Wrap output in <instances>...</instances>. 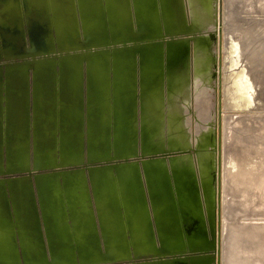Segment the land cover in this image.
Segmentation results:
<instances>
[{
    "label": "bare ground",
    "instance_id": "bare-ground-1",
    "mask_svg": "<svg viewBox=\"0 0 264 264\" xmlns=\"http://www.w3.org/2000/svg\"><path fill=\"white\" fill-rule=\"evenodd\" d=\"M78 1L85 36L91 35L92 33L94 35L100 33L101 35V33L107 32L108 30L118 31L120 33L129 32L128 29L131 24V18L127 0ZM224 1L228 4V7L232 9L233 15L238 16L240 19H243L241 17L251 11L258 13L264 12V0ZM188 2L191 8L192 22V27H189V30H199L210 25L214 21L213 0H188ZM132 3L137 24L140 28L147 30L148 35L159 33L161 21L163 22L165 31L167 33H172L174 27L185 19L182 0H132ZM21 4L26 11L27 17L33 20V26L37 27V32L32 34V38L36 40L34 44L38 52L44 51L49 47L48 44L50 43V39L48 37V30L50 28L47 26V23H51L55 26V41L59 45L70 46L78 40L75 18L72 16V13H69V9H67L66 6L63 7L61 0H0V56L6 59L13 57V55L19 53L17 50L21 48V44L24 41L21 23L22 20L24 22L25 20L21 13ZM258 23H253L255 26L253 24L251 25V27H254L252 33H248L251 37V39L248 37V40L250 39L249 41L246 40L248 42L243 41L241 43V39L244 38H241L240 35L245 32L244 29L239 33L237 32L239 37H234L231 34L232 31L234 32L235 29H238L236 27L226 31L228 46L225 47L227 48L225 56H227L226 54H231L230 59L232 65L241 58V53L243 52L242 66L246 69L244 70L245 74L249 77L247 81L254 80L256 83H251L254 87L249 86L245 80H242L240 85L237 84V90H242L245 96H240L234 92V99L237 100L242 98V101L238 102H241L243 106L249 104L251 101L247 90L250 87L255 89L256 86H259L264 81V22ZM249 31L251 32V30ZM249 31H246L245 34ZM209 40L208 37H201L196 40L194 44L196 49V75L197 79H200L203 83L207 82L209 79L207 78L208 69L210 67V55L208 52ZM136 48L137 49H131L118 55L117 58H114L110 62L104 60L102 64L93 62L86 66L87 105L90 102H97V105L91 107L86 115V120L88 122L87 151L89 159H101V157L109 151H112L115 156L120 157L119 155L123 151L130 154L137 149L140 150L144 156H149L151 151L158 150L161 147L163 141V119L166 116V125L168 126V119L171 120L174 114L171 109L167 107L166 109L164 108L161 82L158 81L160 75H163V79L166 81V89L169 95H171V90H174L173 86L175 85L176 90L180 89V91H177V94H181L182 99L187 95L185 92V74L188 65V42L186 40L176 43L169 42L166 45V50L162 48L159 42H153ZM137 54L140 58V71L138 75L140 78V85L142 86L140 94L141 117L139 123L134 121L136 97L132 90ZM26 67V64L18 63L7 65L3 72L0 69V80L5 78L7 81L15 79L24 81L21 83L22 86L20 83L16 85L18 83L14 82L0 83L2 84L0 88L4 87L9 89V91L12 92L7 93L10 94L24 95L25 99L23 100L26 104V143L22 144L20 150L9 149L5 150V153L4 150H0V176L20 173L25 164L29 161V154L27 155V135L30 132H28V125L30 126L31 108L30 99L27 102V96H30L28 94L30 89L28 83L29 73ZM28 68L32 69L33 67L30 66ZM80 68H82L81 63L76 58L67 56H63V58H60L58 61L38 60L33 68L30 87L32 91V143L33 163L37 169L50 165L56 158L58 159V163L71 164L84 152L81 141L84 131L81 126V92L83 94V86H81ZM108 71L111 73L110 79L108 78ZM202 71L204 72L203 74H201ZM241 73L243 72L241 71ZM56 76H58V78ZM39 80L57 81V96L55 95L54 97L52 92L47 93L44 91L42 94H51V97H48V99L44 97L43 102H40L39 90H49V87L45 85L46 83L40 85L41 83L38 82ZM148 80H151L153 83L152 87H144V85L149 82ZM164 80L163 84L165 82ZM24 88L25 92H20V90ZM230 91L233 92L232 90ZM225 95L226 94H224V96ZM10 100L9 98L8 101ZM0 101L3 102L6 100L1 99ZM13 102L14 101H12V103ZM42 105L46 107L45 110L39 109ZM53 105L57 107L55 111L56 118H53L52 110H50L51 107L53 109ZM234 108L236 107L234 106ZM178 110L179 113H181L179 108ZM8 115L11 121L13 117L10 114ZM261 123L262 122H260V124ZM54 124L55 127L53 126ZM53 127L58 128L57 150L55 151V149L47 148L40 149L38 147V138H40L41 135V137L45 138V141H48L49 132ZM180 128H182L180 137L171 138L169 145L173 144L175 146L179 144L182 138V141L186 142L187 136L184 131L185 126L183 120L180 122ZM174 129L175 128H173V130ZM43 130L46 132H42ZM247 131L249 132V126L246 125L240 130V133L244 135ZM256 132H264V128H257ZM208 135L211 137L208 138ZM253 137H255V135ZM260 138L261 137H259L258 140ZM197 143L214 147L215 141L212 130L203 129V132L198 134ZM240 143L244 145L243 141ZM225 144L224 146H226ZM242 144L240 146H243ZM47 146H49L48 142ZM55 154L59 155V157L55 156ZM225 154L229 155V157L223 164L222 173L221 255L219 254V246H216L215 243L211 245L206 237L203 202L206 206L205 210L211 215L212 207L215 204V197L213 182L209 171L213 169L215 163L213 157L203 155L199 157L197 162V168L201 175L202 191L198 190L195 166L189 158H171L169 163L159 160H145L141 165H138L136 162H130L129 164H119L111 171L101 169L95 172L94 175L122 173L128 177H136L139 193H135L134 188H131L132 183H126L130 187L128 188V192L124 194L123 203L126 209L138 211V214L125 215L126 221L123 223L125 233L122 231L121 234L129 236L141 234L144 236L143 245H105V253L101 255L95 236L96 229L94 221L90 215L89 207L86 204L89 199L86 200L82 197L81 202L83 205L86 204V215L88 223L91 224L92 228L89 236L93 237V243L92 245L71 247L70 249L77 252V254L72 255L71 258L76 259H72L71 261H57L54 258L59 257V255H54L53 252L58 249L69 250V247H54L48 245L47 251L46 246L41 242L40 245L27 247L17 244L9 246L0 245V264H71L76 262L77 259L92 262L104 259L108 262H114L126 259L127 257H142L150 254L163 258L176 257L182 255L184 252L206 251L208 248H212L215 254L217 251L218 264L219 259L221 264H264V221L244 222L247 224L237 222L236 224L233 220L234 217H232L231 220L234 221V223L227 218V216H231L230 206L234 202H238V205L243 207L249 205L254 200L256 201L255 205H264V156L254 154V150L253 153H248L245 156H243L241 152L243 156L241 158L235 156L231 157L230 154ZM226 157L227 156H225V158ZM64 175L82 177L81 191L83 196L85 194V196L88 197L87 187L81 172L62 174V176ZM44 176L58 175L49 174L37 176L35 187L25 178L20 180L0 178V187L7 185L10 190L21 188L27 192L25 195L28 208L26 213L29 216H26V219L23 217V222L34 225V228H36L34 231L38 235L36 237L39 239L43 237V231L39 220L40 216L35 197V189L39 191V180ZM37 198H39L38 194ZM94 201L99 211L95 196ZM248 208L253 209V207L250 206ZM176 209L188 212L200 228L199 233L196 236L188 237L187 241H184L182 230L177 223ZM242 211L243 209L241 213ZM245 211H243V213H245ZM254 211L257 213V209ZM233 214L232 216H235V212ZM98 215L100 219L99 212ZM14 216L16 218V215ZM135 220H137V222ZM43 224L45 223L43 222ZM100 224L102 225L101 220ZM44 232L48 239V231ZM113 234H116V232L113 231ZM126 241L128 240L123 239V242ZM32 250L42 252L43 256L39 257L43 258V261L26 260L25 251ZM5 251L13 253L11 257L15 259L13 261L4 260L2 252ZM46 252L50 253L49 261L44 259L46 257ZM20 254L23 258L22 261L19 259ZM163 264L187 263L180 259H168ZM191 264H209V262L195 259Z\"/></svg>",
    "mask_w": 264,
    "mask_h": 264
},
{
    "label": "rangeland",
    "instance_id": "rangeland-1",
    "mask_svg": "<svg viewBox=\"0 0 264 264\" xmlns=\"http://www.w3.org/2000/svg\"><path fill=\"white\" fill-rule=\"evenodd\" d=\"M61 3L63 7L66 6V8L69 9V13H72V16L75 18V21H76L75 26L77 28V39L78 40L74 42L73 44H71L70 46L59 45L55 41L56 40L55 26L51 23L49 24L47 23V26L50 28L48 30V37L50 39V43L48 44L49 47L44 51L38 52L34 44L36 40L32 38V34L37 32L36 31L37 27L33 26L34 24L33 20L27 17L26 11L23 9L22 4H21V13L23 15V19L25 20V22L22 20V23H21L24 41L21 44V48L17 50L19 53H16L15 55H13V57L6 59L5 57L0 56V69L3 72V70H5V68L7 67V65L18 64V63L26 64L27 66L26 68L29 73L28 83H29V89H30V91L28 92L30 96H27V102L30 99V108H31L30 110V114H31L30 123L31 124L30 125H31V129L33 132L32 91L30 87H31V82H32L31 74L33 72V68L37 64V61L42 60V59H45L46 61L48 60L58 61L60 58H63V56L76 58L81 63L82 68L84 67L83 70L82 68H80L81 69L80 70L81 71V86H83V94L81 92V95H82L81 96V118H82L81 126L84 131V135L82 136L81 141H82V148L84 152L81 154V156L77 160H75L71 164L58 163V159L56 158L52 161V163H50V165L37 169L33 163V143H31V137H32V132H31V134L29 133L27 135V141H28V137L30 136L29 141H28L29 143L27 142V155L29 154L28 163L25 164V166L23 167V170L20 171V173L7 174L4 176H0V178L13 179V180H20V179L25 178V179H28L31 182V184L35 187L36 177L40 175L57 174L58 176L60 175L62 176V174H69L72 172H75V173L81 172L84 177L85 184L87 187V193H88V197H85V199L86 200L89 199V201H87L86 204L88 205L89 210H90V215L93 218L94 226L96 229L95 236L98 242V247L100 249L101 255H103L105 253V245L107 243V238L101 228L100 219L98 215V209L96 207V204L94 201V195H93L92 178L96 171H99L101 169H106L108 171H111L112 169L115 168V166L119 164H126V163L129 164L130 162H136L138 165H141L145 160H148V161L159 160V161H164V162L169 163V160L171 158H176V159L189 158L195 166L196 180H197L198 190L200 191L201 190V175L197 168V162L199 160V157L203 155L211 156L214 158V163H215L213 169L209 171L211 178H212L213 187H214L215 204L212 207L211 215H209L207 213V210H205L206 206H205V203L203 202V208H204L203 215H204V221H205L207 240L211 245L215 243L216 246L217 245L219 246V252H220L219 254L221 255V242H222L221 201H222V189H223L222 188L223 186L222 173H223V164L225 160H227L229 157V155H226L225 153L230 154L231 157L235 156V157L241 158L247 155L248 153H253V150H254V154L264 156V132H256L257 128H260V127L264 128V81L259 86H256L257 89L259 88L258 91L256 88H255L256 90L252 88L254 87V85L253 84L251 85V83L252 82L254 84L256 83L254 80L247 81L249 77L245 74L244 70L246 69H244L242 66L243 64L242 57L244 55L243 52L241 53V58L238 61H236L235 63L236 65L235 64H232L233 66L231 65V59H230L231 54L229 53V55L226 54L227 56H225V53L227 50V48L225 47L228 46L227 44L228 40H226V36H227L226 31L230 30L233 27H236L238 29H235L234 32L233 31L231 32V34L234 37H239L238 33L241 32L243 29L245 32L251 30V32L249 31L246 33V34L248 33L251 34L253 31V27L255 26L253 23H258V21L259 23H261L262 21L264 22V17H263L264 12L258 13V12L251 11L241 17L245 19L243 20V19H240L238 16L233 15L232 9L228 7V4H226L224 0H213L212 3H213V10H214V18H213L214 21L210 25L203 27L199 30H194V29L189 30L188 28L192 27L191 8L189 6L188 0H182L185 19L174 27L173 32L167 33L163 27V22L161 21L160 26H159V33L155 35H148V31L140 28L137 24L132 0H127V5L129 8L130 18H131V24L128 29L129 32L120 33L118 31L108 30L107 32L101 33V35L100 33L98 35H94L91 32L92 33L91 35L85 36L83 32L79 1L78 0H61ZM252 24L254 25L253 27H251ZM245 32L240 35L241 38H244V39H241V43L243 41L248 42L251 39L250 34L246 35ZM104 35L106 36L107 39L105 38ZM201 37H204V38L208 37L210 39L209 40L210 41L209 51H208L210 55L209 57L210 67L207 73L208 75L207 78L209 79L207 82H204V83L201 82L200 79H197V75H196L197 67L195 65L196 49H195L194 44H195V41ZM248 37L250 38L249 40H248ZM185 40L188 42V57H187L188 65H187L186 74H185V77H186L185 92L187 94L186 97L182 99V95L179 93L177 94V91H180V89L176 90L175 89L176 85L173 86L174 90L173 91L171 90V95H169L166 89V81L163 79L164 78L163 75H160L158 77V81L161 82V93L163 97L164 108L166 109L167 107L168 109H171L174 114L172 115L171 120L168 119V126L166 125V116L163 119V124H162V140L163 141H162L161 147L158 150L151 151L149 156H144L143 153H141V151L137 149L135 152L130 153V154H127L126 152L123 151L119 155L120 157L115 156L114 153H112V151H109L108 153L103 155L101 159H93V160L89 159L88 153H87L88 151H86L87 144H88L87 143L88 122L86 120L87 118L86 115L91 107H94L97 105V102L96 103L90 102L87 105L86 66L93 62L102 64L104 60H108L110 62L114 58H117L118 55L128 50L137 49L136 47L151 44L153 42H159L162 48L166 50V45L169 42L176 43V42L185 41ZM136 56L137 58L135 59V73H134L132 90H133V94L136 97V102H135L136 108H135L134 121L136 123H139L140 117H141L140 94L142 91L141 90L142 86L140 85V78L138 75L140 71V65H139L140 58L138 54ZM30 66H32L33 68L29 69L28 67ZM225 66L227 69L225 68ZM241 71L243 73H241ZM203 73L204 72L202 71L201 74ZM161 74H162V70H161ZM56 77L58 78V76ZM108 78L109 79L111 78V73L109 71H108ZM163 80L165 81L164 84H163ZM242 80H245L249 86H252L247 90L249 92V97L251 101L249 102V104H246L244 106L241 104V102H238V101H242L241 100L242 98L237 99V100L234 99V92L240 96L243 95L242 90L240 91L237 90L238 88L237 84L240 85ZM148 81L149 82L146 85L143 84L144 87L153 86L152 85L153 83L151 82V80H148ZM229 89L232 90L233 92H231ZM254 91H257L258 94L257 92H254ZM224 94L226 95L224 96ZM234 106L236 108H234ZM178 108L180 109L181 113H179ZM181 120H183L184 126H185L184 131L187 136L186 142H183L182 141L183 138H182L179 144L175 146L173 144L169 145L171 138H178V136L180 137L181 135V132H182V128H180ZM260 122H262L263 124L262 123L260 124ZM256 124H257V127H256ZM246 125L249 126V132L250 131L252 132L249 133L247 131V133L243 135L242 133H240V130L243 129V127ZM260 125H263V126H260ZM29 128L30 127L28 126V130L31 131V129ZM173 128L175 129L173 130ZM203 129L212 130L214 141H215L214 147L211 145L205 146L203 144L201 145L197 143L198 134L202 133ZM228 131L230 132V135L232 136L229 135ZM57 133H58V130L55 129V134ZM81 133H82V130H81ZM254 135L255 137L256 136L257 137L256 138L253 137ZM258 136L261 137L260 138L261 140L260 139L258 140L259 138ZM207 137L210 138L211 136L208 135ZM239 141L240 142L243 141L244 145L240 143ZM256 141L258 143H262L263 145L258 144ZM224 144L226 146H224ZM241 144L243 146H240ZM245 144L247 145L249 144V145L247 146ZM54 145H55V151H56L57 150L56 144ZM241 152L243 156L241 155ZM53 154H54V151H53ZM55 156L59 157V155L57 154H55ZM225 156L227 157L225 158ZM37 192H38L37 189H35V197H36L37 206H40V202L38 201V198H37ZM201 197H202V192H201ZM217 200H218V219L216 215ZM255 202L256 201L254 200L245 207L238 205V202H234L233 203L234 205L231 204L230 206L231 208L229 207L231 216H227L228 220L231 221L232 217H234L233 220L235 221L236 224L237 222L249 223L252 221H264V208H263L264 205L262 206L255 205ZM249 206L253 207V209L252 208L249 209L248 208ZM259 208L261 209V211ZM40 209L41 207H38L39 216L41 215ZM242 209L243 211H245L246 209L247 210L245 211V213H243V211L241 213ZM256 209H257L258 214L256 213V211H254ZM262 209H263V212H262ZM232 212L233 213L235 212V216H232L234 215ZM250 212L251 214L253 213L252 215H255V216H252ZM176 215H177V223L179 224L180 229L182 230L184 241H187L188 237L196 236L199 233L200 228L197 226L196 221L193 220V218L188 212L180 211L176 209ZM41 221L43 222L42 218H41ZM234 221H231V222L234 223ZM247 223H244V224H247ZM43 233H44V240L46 241L45 232ZM45 244H47V241L45 242ZM46 249H48L47 246H46ZM168 259L184 260L187 264H191L192 261L195 259H201V260L208 261L209 264H218L217 251L215 254V252L212 251V248H208L206 251L184 252L182 255H179L176 257L163 258L161 256H157V255L154 256L150 254V255L142 256V257H135V256H133L132 258L127 257L126 259H123L120 261H114V262H108L104 259H99L96 262L77 259L76 262L71 263V264H144V263H152V262L155 264H163ZM219 264H221L220 259H219Z\"/></svg>",
    "mask_w": 264,
    "mask_h": 264
},
{
    "label": "crops",
    "instance_id": "crops-1",
    "mask_svg": "<svg viewBox=\"0 0 264 264\" xmlns=\"http://www.w3.org/2000/svg\"><path fill=\"white\" fill-rule=\"evenodd\" d=\"M14 82L16 85L22 86V80H0V83ZM40 85L49 87L48 89H40L39 98L40 102H43V98L51 97L42 94V92H52L53 96L58 92V83L54 80H39ZM2 85V84H0ZM6 87V86H5ZM18 90V89H17ZM7 88H0V150H20L22 144L26 143V104L22 94H10ZM19 92V91H17ZM20 92H25V88ZM57 96V95H56ZM11 99L8 101V99ZM17 99V100H15ZM22 99V100H21ZM12 101H14L12 103ZM56 106L53 105L50 108L52 110L53 118L56 116ZM39 109L45 110V106H40ZM12 115L13 119H9V115ZM13 120V122H12ZM13 125V126H11ZM31 124V123H30ZM29 126V125H28ZM55 127V124L53 125ZM31 129V125L29 126ZM49 132V139L45 141L44 137L38 138V147L41 149H55L58 147V133L55 134L54 128ZM30 130H28L29 132ZM32 132V129L31 131ZM29 132V133H30ZM46 132V131H42ZM28 133V134H29ZM55 134V135H54ZM56 141V143H55ZM47 142L49 146H47ZM53 146H52V145ZM51 146V147H50ZM39 180V195L38 201L40 202L41 215L40 222L42 231H48L47 244H45L44 233L43 237L39 239L37 233L34 231L33 224H27L23 222V217L29 216L27 211V201L25 195L27 192L21 188L16 190H10L9 186L5 185L0 187V245L9 246L13 244L27 246H37L41 242L45 245H52L54 247L68 246L69 250H55L54 255L57 261H71L72 255H76L77 252L71 247L78 245H92L93 237L91 234V224L88 223L86 204L83 205L81 198H85V194L81 191V178L80 176L64 175V176H44ZM132 183L131 188H134L135 193H139V187L136 177L126 176L122 173L112 174H100L94 175L92 178L93 195L96 198L97 206L99 208L100 220L102 222L101 228L106 235V245H143L144 236L141 234H135L129 236L121 234L125 233L124 224L126 221L125 215L134 214L137 215L138 211H131L125 208L123 203L124 194L128 192V186L126 183ZM16 215V218L15 216ZM41 218L45 224L41 221ZM137 222V220H135ZM115 223V224H114ZM113 231L116 234H113ZM46 237V235H45ZM123 239L128 241L123 242ZM132 240V241H129ZM48 251V249H47ZM13 253L5 251L2 252L4 260L13 261L15 258L11 257ZM26 260L31 261H43L42 252L35 250L25 251ZM19 259L22 261L21 254ZM45 258L50 260V253H45ZM68 256V257H61ZM70 256V257H69Z\"/></svg>",
    "mask_w": 264,
    "mask_h": 264
},
{
    "label": "water",
    "instance_id": "water-1",
    "mask_svg": "<svg viewBox=\"0 0 264 264\" xmlns=\"http://www.w3.org/2000/svg\"><path fill=\"white\" fill-rule=\"evenodd\" d=\"M30 134H31V132H30ZM30 137V136H29ZM29 137H28V141H29ZM27 141V142H28ZM88 141V140H87ZM31 143H32V137H31ZM88 149V148H87ZM87 151V150H86ZM88 153V152H87ZM217 212H216V215H217V219H218V200H217Z\"/></svg>",
    "mask_w": 264,
    "mask_h": 264
},
{
    "label": "flooded vegetation",
    "instance_id": "flooded-vegetation-1",
    "mask_svg": "<svg viewBox=\"0 0 264 264\" xmlns=\"http://www.w3.org/2000/svg\"><path fill=\"white\" fill-rule=\"evenodd\" d=\"M1 80H7V79H5V78H2ZM16 80V79H15ZM9 81H13V80H9ZM4 153H5V150H4Z\"/></svg>",
    "mask_w": 264,
    "mask_h": 264
}]
</instances>
